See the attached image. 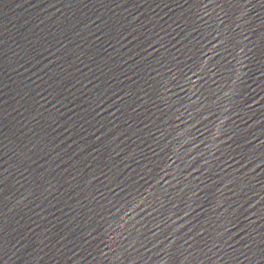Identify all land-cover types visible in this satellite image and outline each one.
<instances>
[{
  "label": "water",
  "instance_id": "1",
  "mask_svg": "<svg viewBox=\"0 0 264 264\" xmlns=\"http://www.w3.org/2000/svg\"><path fill=\"white\" fill-rule=\"evenodd\" d=\"M0 264H264V0H0Z\"/></svg>",
  "mask_w": 264,
  "mask_h": 264
}]
</instances>
